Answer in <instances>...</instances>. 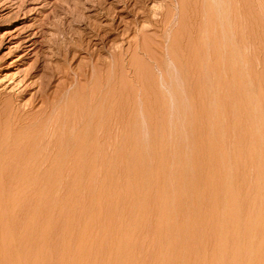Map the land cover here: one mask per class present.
Segmentation results:
<instances>
[{
  "label": "rangeland",
  "instance_id": "1",
  "mask_svg": "<svg viewBox=\"0 0 264 264\" xmlns=\"http://www.w3.org/2000/svg\"><path fill=\"white\" fill-rule=\"evenodd\" d=\"M0 264H264V0H0Z\"/></svg>",
  "mask_w": 264,
  "mask_h": 264
}]
</instances>
